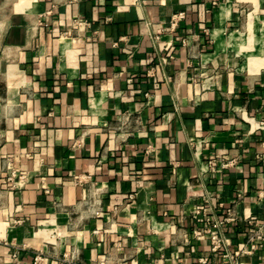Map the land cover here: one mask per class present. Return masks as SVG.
I'll return each mask as SVG.
<instances>
[{
	"label": "crops",
	"instance_id": "crops-1",
	"mask_svg": "<svg viewBox=\"0 0 264 264\" xmlns=\"http://www.w3.org/2000/svg\"><path fill=\"white\" fill-rule=\"evenodd\" d=\"M205 192L264 264V0H0V264H218Z\"/></svg>",
	"mask_w": 264,
	"mask_h": 264
},
{
	"label": "built area",
	"instance_id": "built-area-1",
	"mask_svg": "<svg viewBox=\"0 0 264 264\" xmlns=\"http://www.w3.org/2000/svg\"><path fill=\"white\" fill-rule=\"evenodd\" d=\"M219 0H211L213 5L218 4ZM184 18L183 12H177L171 17V26H175L180 20ZM202 201L197 204L192 210L191 215L198 218L201 215L204 217L205 226L193 230V237L204 238L209 244L212 252H222L223 260L218 264H240L237 257L232 254L227 248V239L225 237V227L236 220V216L231 209H227L224 216L221 218L209 215L210 211V194L208 192L202 193ZM249 223L255 224L254 228L250 230L245 246L241 253L251 254L255 252L257 244H264V230L261 223L249 220ZM38 258H36L37 260ZM201 262H205V258H201Z\"/></svg>",
	"mask_w": 264,
	"mask_h": 264
}]
</instances>
